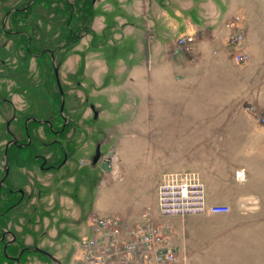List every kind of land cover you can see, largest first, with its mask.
<instances>
[{"label": "rangeland", "instance_id": "rangeland-1", "mask_svg": "<svg viewBox=\"0 0 264 264\" xmlns=\"http://www.w3.org/2000/svg\"><path fill=\"white\" fill-rule=\"evenodd\" d=\"M26 1L0 0V177L7 141L12 135L27 141L28 117L50 119L56 126L62 122L54 67L64 92L62 115L69 123L61 137L53 135L47 124L29 120V157L9 148L6 185L25 194L0 217V233L15 234L16 250L37 246L62 264H84L81 242L93 234L90 216L113 219L141 202L156 206L149 196L156 182H149L147 171L158 162L154 155L158 145L152 134L143 133L136 113L144 103L155 106L157 101L144 93L178 89L186 73L225 75L207 82L214 90H231L225 95L234 118L264 126L260 118L264 114V0H68L72 9L65 0H34L28 9L14 11ZM83 4L89 6L81 10ZM235 15L241 23L232 30L242 28L245 35L236 44L224 26ZM186 20L192 23V34H186L194 36L192 51L175 52L177 39L186 32ZM89 26L91 31L84 34ZM205 30L212 38L220 35L217 44L212 40L207 44ZM75 35L80 37L67 43ZM196 44L201 47L199 55ZM240 48L247 50L249 59L238 64L233 55ZM43 49L51 55L37 57ZM90 105L98 111L96 118ZM56 138L67 151L72 146L75 150L60 169L41 170V159L34 154H44L45 165L60 161ZM95 141L101 143L102 157L113 152L110 172L102 171L99 164L90 169ZM242 147L264 150V138L259 135ZM138 155L141 165L134 171L139 178L133 182L127 170ZM185 170L197 171H176ZM139 180L141 188L146 187L145 199L134 186ZM238 183L242 182L233 181ZM20 260V264H58L38 251L25 252ZM0 264L12 263L0 256Z\"/></svg>", "mask_w": 264, "mask_h": 264}, {"label": "crops", "instance_id": "crops-1", "mask_svg": "<svg viewBox=\"0 0 264 264\" xmlns=\"http://www.w3.org/2000/svg\"><path fill=\"white\" fill-rule=\"evenodd\" d=\"M190 25L186 20L185 34H192ZM202 34L208 36L207 44L211 40L218 43L220 35L212 38L206 30ZM195 48L199 55L201 47L196 44ZM175 52L184 53L176 48ZM224 78L225 75L208 72L186 73L178 89L144 93L145 97L154 96L157 105L144 103L136 113L143 133L152 134L158 145L154 154L158 162L145 166L149 182H156L149 194L150 200L154 198L153 205L163 174L195 169L205 185L207 202L230 207L227 213L156 218L167 227L183 264H264V150L242 147L259 135L264 138V126L234 118L225 95L231 90H214L207 82ZM141 159L135 156L136 163L128 168L130 181L139 178L134 169L141 165ZM239 169L244 171L245 180L236 185L234 173ZM137 182L134 186L138 195L147 198L146 187L141 188V180ZM146 203L129 207L119 218L127 226L139 224Z\"/></svg>", "mask_w": 264, "mask_h": 264}, {"label": "built area", "instance_id": "built-area-1", "mask_svg": "<svg viewBox=\"0 0 264 264\" xmlns=\"http://www.w3.org/2000/svg\"><path fill=\"white\" fill-rule=\"evenodd\" d=\"M240 20V16L235 15L225 23L230 30L228 38L234 44L245 38L242 28L232 30L233 26H239ZM194 40L193 35H181L176 50L192 51ZM233 59L241 64L249 59V55L240 48ZM260 118L264 123V114ZM234 175L237 181L245 180L243 170H236ZM229 211L227 205L207 202L205 185L197 172L165 173L157 186L156 206H146L144 221L139 224L126 227L117 216H112L113 219L89 217L93 234L81 242L82 261L84 264H183L171 243L167 227L158 223L156 218Z\"/></svg>", "mask_w": 264, "mask_h": 264}, {"label": "flooded vegetation", "instance_id": "flooded-vegetation-1", "mask_svg": "<svg viewBox=\"0 0 264 264\" xmlns=\"http://www.w3.org/2000/svg\"><path fill=\"white\" fill-rule=\"evenodd\" d=\"M30 3H31V0H27L25 5L23 6V8H26ZM16 9H19V8H16ZM54 69H55V67H54ZM54 76H55V79H56V84H57V87H58L59 94L61 96V91L63 92V89L61 87V84H58V82H57V77L55 75V70H54ZM59 83H60V81H59ZM63 94H64V92H63ZM61 102H62V97H61ZM63 106H64V104H63ZM90 108L94 112V118H96L97 114H98L97 109H95L93 105H90ZM62 114H63V110H62V113H61V111L59 109V115H60V117L62 119V122H61L60 126L58 125L59 127L56 126L54 123H52V120H50V119L37 120L34 117H28L27 118V120L25 122V126H24V133L26 132L27 141H18L14 137V135H12L11 139H9L7 141V143H8L7 154L4 155V158H3L4 159V162H3L4 173H5V165L9 168V171H10V165L7 163L9 148L14 147L16 149H20V148L26 147L28 144H31V142H32L31 137H30V135L28 133L27 121H29V120L38 121V122L40 121L42 124H47L50 132L53 135H58V136L64 137L65 136V127L69 123V121H66L65 117H63ZM7 143H6V145H7ZM54 143H58L57 145H60L61 157H60V161L59 162H57L55 164L51 163V164L45 165L47 163V157L44 154H40V153L39 154H34L36 159H41V162H39V166L41 167V170L48 171V170H50L51 168H54V167L60 169L61 167L65 166V164L68 161L69 157L72 156V154H73V152L75 150V147L72 146L70 151H67V148L63 147V145L61 144V139L60 138L54 139ZM100 145H101V143L99 141H95L94 148H93V153L90 155V158L88 160H89V164H90V169H92L93 167L95 168L99 164L100 169L102 171H105L102 168V162H103V159L106 158V157H102L101 151H100L99 158L96 159L95 161L93 160V157H94V155L96 153V150H97L98 146L100 148ZM9 171H8V174L6 175V177L4 178L3 182L0 184V209H1L2 206L4 207V209H6V208H10L11 209V207L14 206V205L17 206L21 202V200H22V198H23V196L25 194L24 190L19 188V187H16V190H15V189H13L10 186V184L8 186L6 185L7 178L9 177ZM4 173H3V175H4ZM1 177H0V179H1ZM12 186H13V184H12ZM18 194L20 195L19 197H17ZM8 198H9V200H8ZM8 211H10V210H8ZM7 212H6V210H3V211L0 210V217H2ZM3 233H5L4 237H2ZM7 235H11V238L10 239H6ZM15 243H16V236H15V234L12 231L5 230V231H2L0 233V246L2 247L0 250L5 251L6 248H8V246L10 244H15ZM32 248L33 247H30V246H21L16 251V254L12 256V258H13L12 259V264H20L21 263L20 259H21V256H22L23 253L28 252V251L35 252L34 250H32ZM16 257H19L18 261L14 259Z\"/></svg>", "mask_w": 264, "mask_h": 264}, {"label": "trees", "instance_id": "trees-1", "mask_svg": "<svg viewBox=\"0 0 264 264\" xmlns=\"http://www.w3.org/2000/svg\"><path fill=\"white\" fill-rule=\"evenodd\" d=\"M48 1H51V0H48ZM32 2H34V0H31V3ZM65 2L69 5V9H72V5L69 3V1L68 0H65ZM90 3H91V0H90ZM30 5V4H29ZM29 5L26 7V8H22V9H14V11H19V10H24V9H28L29 8ZM89 6V5H88ZM88 6H84V4L81 6L82 7V9L81 10H85ZM9 12H10V10H9ZM91 31V26H89V27H87L86 29H85V31H83V33L85 34V33H87V32H90ZM83 34H81V36H82ZM72 38H70L69 40H67V43H71V41H76L77 40V38H79L80 36L78 35H75V36H71ZM29 43V42H28ZM27 50H28V48H27ZM46 52L47 53H49L48 55H51L50 54V52H49V50H47V49H43L39 54H38V56L37 57H42V56H44L45 54H46ZM28 133H29V131H28ZM25 135H26V132H25ZM31 137V136H30ZM28 148H30V149H32V146L30 145V144H28L25 148H20V149H17L20 153H22V154H24L26 157H29V154H30V149H28ZM22 149V150H21ZM24 149V150H23ZM28 149V150H27ZM26 150V151H25ZM9 152V151H8ZM15 158H17L16 157V155L14 156ZM8 200H9V198H8ZM14 206H16V205H14ZM14 206H12L11 207V209H13V207ZM10 208H6V209H4V210H6V212L8 211V210H11ZM2 247L0 246V249H1ZM16 248H15V245L14 244H10L9 246H8V248H6V250L5 251H3V250H0V256L4 259V260H6V261H10V263H12V256L13 255H15L16 254Z\"/></svg>", "mask_w": 264, "mask_h": 264}, {"label": "water", "instance_id": "water-1", "mask_svg": "<svg viewBox=\"0 0 264 264\" xmlns=\"http://www.w3.org/2000/svg\"><path fill=\"white\" fill-rule=\"evenodd\" d=\"M54 70H55V75H56V77H57V82H58V84H60V83H59L58 72H57V71H58L57 67H55ZM61 96H62V102H61V104H60V108H59V109H60V111L62 112V110H63V104H64L63 92H62V91H61ZM7 146H8V143H7L6 147H5L4 155L7 154ZM99 155H100V148H99V146H98V148H97V150H96V153H95V155H94V157H93V160L95 161L96 159H98V158H99ZM112 156H113V152L110 151V152H108L106 158L103 159V162H102V168L105 170V172H110L111 169H112V162H111V160H112ZM8 171H9V168L5 165V173H4V175H3V176L1 177V179H0V184L3 182L4 178H5L6 175L8 174ZM4 235H5V233H3L2 237H4ZM32 250H34V251H38V252H41V253L45 254L46 256L50 257L51 259L55 260L58 264H62L61 261H59V260H58L57 258H55L53 255H51L49 252H47V251H45V250H43V249H41V248H39V247H37V246H34V247L32 248ZM14 259L18 261V260H19V257H16V258H14Z\"/></svg>", "mask_w": 264, "mask_h": 264}, {"label": "bare ground", "instance_id": "bare-ground-1", "mask_svg": "<svg viewBox=\"0 0 264 264\" xmlns=\"http://www.w3.org/2000/svg\"><path fill=\"white\" fill-rule=\"evenodd\" d=\"M111 162H112V160H111Z\"/></svg>", "mask_w": 264, "mask_h": 264}]
</instances>
